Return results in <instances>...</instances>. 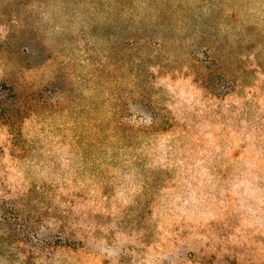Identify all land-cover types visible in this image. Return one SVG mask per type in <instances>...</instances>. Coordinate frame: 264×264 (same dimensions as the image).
<instances>
[{"label":"rangeland","instance_id":"374dc122","mask_svg":"<svg viewBox=\"0 0 264 264\" xmlns=\"http://www.w3.org/2000/svg\"><path fill=\"white\" fill-rule=\"evenodd\" d=\"M0 264H264V0H0Z\"/></svg>","mask_w":264,"mask_h":264}]
</instances>
